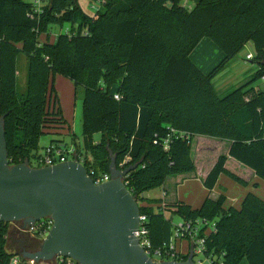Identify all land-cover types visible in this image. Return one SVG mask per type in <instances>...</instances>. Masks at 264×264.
<instances>
[{
  "label": "trees",
  "instance_id": "trees-1",
  "mask_svg": "<svg viewBox=\"0 0 264 264\" xmlns=\"http://www.w3.org/2000/svg\"><path fill=\"white\" fill-rule=\"evenodd\" d=\"M34 8L26 0H0V116L9 163H30L40 156L41 135L66 129L70 147L94 178L109 173L111 155L119 169L137 164L127 173V187L147 217L153 248L164 249V211H169L185 222L214 223L205 248L221 264L243 259L264 264V200L256 194L248 191L238 207L225 206V194L206 196L196 208L144 197L169 177L195 172L194 135L229 142L203 179L207 190L221 174L246 187L244 179L225 168L228 157L264 181V90L252 85L264 77V0H198L191 8L181 0H108L94 16L77 0H49L40 11ZM68 23L77 28L51 41V25ZM203 38L223 53L206 74L190 59ZM247 43L253 46L251 61L257 69L250 81L218 95L213 78ZM20 54L27 61L23 92L16 79ZM56 74L70 79L75 89L82 87L80 141L66 126L53 85ZM169 128L189 137L172 136L164 150ZM49 145L64 149L61 158L67 159L70 147L63 139ZM9 225L0 222V264L19 257L7 248ZM16 264L28 263L19 258Z\"/></svg>",
  "mask_w": 264,
  "mask_h": 264
},
{
  "label": "water",
  "instance_id": "water-1",
  "mask_svg": "<svg viewBox=\"0 0 264 264\" xmlns=\"http://www.w3.org/2000/svg\"><path fill=\"white\" fill-rule=\"evenodd\" d=\"M136 166L119 169L111 155L109 180L96 184L76 155L49 166L10 164L0 116V222L53 221L35 251L17 256L36 263L61 255L78 264H196L192 250L183 261L156 262L140 246L139 205L122 182Z\"/></svg>",
  "mask_w": 264,
  "mask_h": 264
},
{
  "label": "rangeland",
  "instance_id": "rangeland-1",
  "mask_svg": "<svg viewBox=\"0 0 264 264\" xmlns=\"http://www.w3.org/2000/svg\"><path fill=\"white\" fill-rule=\"evenodd\" d=\"M27 2H31L32 0H26ZM79 6L81 7V9L87 13L90 16H94V14H96L97 10L99 9L96 8V6L98 5H93L96 4L95 0H77ZM198 0H181V4L191 8ZM49 3V0H41L40 2V10L42 9V6L44 4ZM35 6V5H34ZM36 8V6H35ZM77 23L74 24H62V25H51V33L52 35H57L58 33H62V32H66L69 31L70 29H76L77 27ZM53 38V36H52ZM207 40V42L209 44H211V46H213V48H211L210 50V54L208 55V59L210 60V66L206 69L205 72L202 71L203 73H208L210 72L221 60L222 57H217V54H223L222 51H220L218 49V47H216V45L211 41V39L209 38H203V41ZM201 45V44H200ZM245 50V49H244ZM246 51V50H245ZM248 51H250L248 49ZM243 59L240 56V53H238L235 58L233 59V61L236 60H241ZM26 58L24 57L23 54H20L17 58V69L18 72H20V74L22 73V71H24V65L26 64ZM252 65H257L256 63H254L253 61L250 62ZM249 63V64H250ZM253 67V66H252ZM229 68V64L226 65V67L220 71L212 80V84L213 87L215 88V91L218 95L223 96L225 94H227L228 92L232 91L233 89L247 83L248 81H250L252 74L255 72L252 71L250 72V74H248V76L246 74H244L241 77H237V79L233 80V81H228V83H224L223 84L219 81L222 79V77L224 75H227L229 73L228 69ZM254 68V67H253ZM23 76V75H22ZM21 75H19V77L17 78V89L19 90V92H23L25 90V81L24 78ZM224 78V77H223ZM264 80L262 78H259L258 80H256L255 82L252 83L253 86L255 87H259L261 90H264V87L261 86L262 82ZM53 85L55 88V93L58 96V100H59V105L62 109V114L64 116V118L67 121V128L68 131L70 133H74V135L78 138L77 141L81 140V132H82V87H77V89H75L73 82L60 75V74H56L53 78ZM69 125V127H68ZM66 130V129H65ZM64 129H58V131H62V134H48V133H44L43 135H41L40 139H39V148H38V154L39 155H44V149L45 147H47L50 144L51 140H57V139H63L65 141V143L67 144V147L69 148L71 146V135H66L64 133L65 131ZM99 138V134L96 133L94 134V139L97 140ZM202 138H207L209 140H212V142H207L206 143V150H202L200 153H198V156H200V164L202 162V165L207 164L209 165L210 162L212 163V157L213 155H219L224 153L225 149H226V145H224L225 143H228V141L226 140H221V139H217V138H213V137H202ZM193 143L192 147L193 149H195V145L200 143V136H196L195 138H193ZM220 142V143H218ZM191 156L193 158V160L197 161V155L192 154ZM72 156L70 154H67V159H71ZM198 159V160H199ZM232 162L235 163H229V165H227V169H230L232 173H234L235 175L241 177L242 179L246 180L248 177V172H250V169H248L247 167L241 165L239 162L234 161L233 159L231 160ZM195 164V162H194ZM199 164V165H200ZM237 164V165H236ZM30 165L32 167H36L37 163L35 162L34 159H31ZM196 167V166H195ZM247 182V181H246ZM165 183L167 184V186L169 187L168 191H169V195H173L175 192L181 193L183 194L184 191H186L188 184H183L182 186H174L171 183H167V180L165 181ZM164 183V184H165ZM249 184V189L251 188V190H248L254 194H256L258 197L262 198L264 200V181L261 179H253L247 182ZM256 183V187H254L253 185H255ZM166 187V186H165ZM218 188L220 189V191L224 192L226 194V196L228 195L229 199L231 197V199H233V197L231 195H233V193L239 191V188H245L243 185H240L239 183H237L232 177L226 175V174H222L221 175V179L218 182V184L216 185L214 191H212V193L210 194L211 197H215V195L217 193H220V191H218ZM162 190L165 192V195L163 196V192ZM247 191V192H248ZM221 192V193H222ZM167 192L165 188H153L147 192L144 193V197L145 198H149V197H158V198H163V200H168L169 196H167ZM236 198V197H235ZM234 198V199H235ZM204 199V198H203ZM231 201V200H229ZM187 203V202H185ZM188 204V203H187ZM228 205H236L233 203V201L229 202ZM172 214V213H171ZM166 224L168 227V239H167V243L170 244L171 241V232H172V227L174 224H177L180 221V218L175 215H168V212H166ZM168 216L171 217L170 220H168ZM201 221L198 220V223H200ZM212 224V223H210ZM211 225H209L208 227H210ZM20 222H15V223H10L9 225V232H10V236L8 237V242H7V248L8 250L12 251V252H21V250L19 249L20 244L23 242L24 244L26 243L25 241H30V242H37L39 243V240L37 241L35 238H32V235L30 236L29 233H24L22 232L20 229ZM211 228V227H210ZM208 230V229H207ZM206 231V230H205ZM28 234V235H27ZM175 246L176 248L179 250L181 248V251L183 253H185L187 251V242L184 241V239H178L177 241L175 240ZM198 259V256L195 257V260ZM239 264H248V262L243 259Z\"/></svg>",
  "mask_w": 264,
  "mask_h": 264
},
{
  "label": "built area",
  "instance_id": "built-area-1",
  "mask_svg": "<svg viewBox=\"0 0 264 264\" xmlns=\"http://www.w3.org/2000/svg\"><path fill=\"white\" fill-rule=\"evenodd\" d=\"M106 1L108 0H95L96 4H93V5H98L96 6V8H98L100 7L101 4L105 3ZM40 2L41 0L31 1V3L36 6V8H34V11L36 12L40 11V8H39ZM253 57H254V53L250 52L246 54L245 59L251 60ZM262 79H264V77H262ZM114 98L118 99L119 97L117 94H115ZM172 136L180 137L184 139H187L189 137V135L185 132H179L173 128H169V133L163 141L164 150L168 149ZM68 151H70V154L72 157L73 155H75L73 147H70ZM64 152H65L64 149H56L54 146L48 145L44 149V155H40L39 157L34 159L35 162L37 163L36 167L49 166V165L55 164L60 161L68 160V159L61 158ZM77 160L82 163L81 159H78V157H77ZM122 165L123 164H121V166ZM88 175L92 178L93 182L96 184L105 182L109 180L110 178L109 173L98 175L95 178L91 176V174L89 173ZM122 182L125 185V187L129 190V188L127 187V184H128L127 174L123 176ZM162 192L164 196L165 192L163 190ZM163 198L164 197H162L161 199ZM137 202L139 205L138 200ZM52 223L53 221L50 218H42V219L37 220L34 224H31L30 226H23L22 224V226L19 229L22 232L29 233L31 235L37 234L38 236L41 237L40 239H42L48 233L49 229L52 226ZM146 223H147L146 215L140 213L139 214V225H138V228L134 231V235L138 238L140 246L144 249V251L148 254V256L153 261H156V262H160L163 260L183 261V260L176 259L178 257L177 255H187L188 256V254L190 253V250H192L193 260L196 264H221L220 258L213 254H207L206 248H205V238L210 232V230L214 229V223L210 224L209 222H204V221H201L200 223H198V221L196 223H191V222L182 221L180 219V221L177 224H174L172 227L170 244H168L167 241H164V249L153 248L151 246ZM209 225H211L210 226L211 228L208 227ZM204 226H206V229H205L206 231L204 230L203 232H201V228ZM178 239H184V241L187 242L188 246H187V251L185 253H183L181 249L178 250L176 248L175 240L177 241ZM197 256H198V259L195 260V257ZM19 258L21 257L13 258L12 263L16 264ZM25 261L28 264H78L72 258L64 257L61 255L55 256L52 260L48 262L36 263L33 260H25Z\"/></svg>",
  "mask_w": 264,
  "mask_h": 264
},
{
  "label": "crops",
  "instance_id": "crops-1",
  "mask_svg": "<svg viewBox=\"0 0 264 264\" xmlns=\"http://www.w3.org/2000/svg\"><path fill=\"white\" fill-rule=\"evenodd\" d=\"M53 36V38H52ZM55 38V35H51V41H53ZM201 44V45H200ZM211 48H213V46H211V44H209L207 42V40L203 39L199 42V44L195 47V49L190 53V59L199 67V69L201 71H206L210 66V60L208 59V55L210 54V50ZM246 51H245V50ZM248 49L250 51H248ZM253 52L254 53V49L251 43H247L244 48L239 52L240 56L243 58L241 60H236V61H232L229 64V68L228 71L229 73L227 75H224L222 77V79L219 81V83L221 82L223 84V82L226 84L228 83V81H233L235 79H237V77H241L244 74H246L248 76V74H250V72L254 71L255 69H257V65H252L250 62L251 60H246L245 56L247 53ZM217 57H222L223 54H217ZM26 64L24 65V71H22V73L20 74V72H18V69L16 71V79L19 77V75H23L22 77L24 78V81L26 83V69H27V61H25ZM250 63V64H249ZM254 68H253V67ZM18 68V67H17ZM264 80V79H263ZM261 86L264 87V81L262 82ZM259 88V87H258ZM260 89V88H259ZM196 136H200V143L195 145V149H193L192 144H191V153L192 154H196L197 155V161L195 159V166H196V170L195 172L192 173H184V174H179L176 176H172L167 178V183H171L174 186H182L183 184H188L187 186V190L183 192V194L175 192L172 196L169 195V187L167 186V184L165 183L163 185L162 188L166 189L167 192V196H169L168 202H174V201H183V202H187L188 204H190L192 207L196 208L199 207L200 204L202 203V201L204 200L203 198H205L206 196H210V194L212 193V191H214L216 185L218 184V182L221 179V175L219 176L218 182L215 185V187L212 190H207L204 186H203V179L206 177L207 173L209 172V170L211 169V167L214 165V163L217 160V157L220 155H213L212 157V163L210 162L209 165L204 164L202 165L199 163L200 162V156H198V153H200L203 149L206 150L208 148H206V143L207 142H212V140H209L207 138H202L204 135H194L193 138H195ZM206 137V136H204ZM192 138V140H193ZM193 143V141H192ZM220 143V142H218ZM228 143H225L224 145H226V149L224 151V153H226L227 148H228ZM206 148V149H205ZM222 153V154H224ZM199 159V160H198ZM232 158H229L226 160L225 163V168L227 169V165H229V163H234L231 161ZM235 161V160H234ZM200 164V165H199ZM235 165V163H234ZM237 165V164H236ZM229 171H231L230 169H227ZM256 179V177L254 176L253 172L250 170V172H248V177L245 181H250ZM166 186V187H165ZM249 184L247 183L245 188H239V191L233 193V195H231L233 197V199H229L228 195L226 196V204L225 206H230L228 205L229 202L233 201L234 204L236 205H232L235 207H238L242 198L244 197V195L247 193L248 190H251V188L249 189ZM218 191H220V189L218 188ZM220 191V193H217L215 195V197H211L213 199H215L216 197H218L219 194H225L224 192ZM226 195V194H225ZM236 197V198H235ZM149 198H158V197H149ZM161 198V197H160ZM235 198V199H234ZM231 200V201H229ZM166 212H168V215H172L169 211H164V217L167 218L166 216ZM171 217L168 216V220H170ZM166 220V219H165ZM166 222V221H165ZM168 227L166 224V228H165V235H164V241H167L168 239ZM181 249V248H180Z\"/></svg>",
  "mask_w": 264,
  "mask_h": 264
},
{
  "label": "flooded vegetation",
  "instance_id": "flooded-vegetation-1",
  "mask_svg": "<svg viewBox=\"0 0 264 264\" xmlns=\"http://www.w3.org/2000/svg\"><path fill=\"white\" fill-rule=\"evenodd\" d=\"M26 243H25V245L24 246H19V249L21 250V251H23V250H29V251H35L37 248H38V245L39 244H37V242L36 243H32V242H30V241H25Z\"/></svg>",
  "mask_w": 264,
  "mask_h": 264
}]
</instances>
